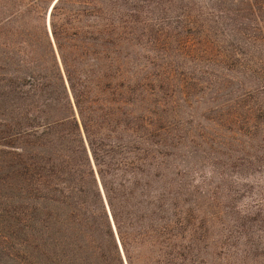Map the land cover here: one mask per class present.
<instances>
[{
	"label": "trees",
	"instance_id": "trees-1",
	"mask_svg": "<svg viewBox=\"0 0 264 264\" xmlns=\"http://www.w3.org/2000/svg\"><path fill=\"white\" fill-rule=\"evenodd\" d=\"M54 1L12 0L0 22V202L21 264H195L213 225L169 171L139 1L58 0L50 30Z\"/></svg>",
	"mask_w": 264,
	"mask_h": 264
},
{
	"label": "rangeland",
	"instance_id": "rangeland-1",
	"mask_svg": "<svg viewBox=\"0 0 264 264\" xmlns=\"http://www.w3.org/2000/svg\"><path fill=\"white\" fill-rule=\"evenodd\" d=\"M134 1L144 68L158 77L162 128L173 139L169 171L182 201L213 225L195 264H264V0ZM17 9L0 0V22ZM4 209L0 202V264H21L13 207Z\"/></svg>",
	"mask_w": 264,
	"mask_h": 264
},
{
	"label": "water",
	"instance_id": "water-1",
	"mask_svg": "<svg viewBox=\"0 0 264 264\" xmlns=\"http://www.w3.org/2000/svg\"><path fill=\"white\" fill-rule=\"evenodd\" d=\"M57 2H58V0H56V1L54 2L53 6H52V8H51V10H50V13H49V17H48V28H49L50 30H51V28H50L51 13H52V10H53V8H54V6L56 5Z\"/></svg>",
	"mask_w": 264,
	"mask_h": 264
}]
</instances>
